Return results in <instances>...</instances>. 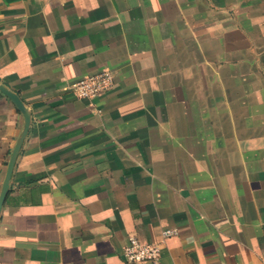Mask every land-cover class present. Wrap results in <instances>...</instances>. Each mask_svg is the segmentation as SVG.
Masks as SVG:
<instances>
[{"label":"crops","instance_id":"0c3cea01","mask_svg":"<svg viewBox=\"0 0 264 264\" xmlns=\"http://www.w3.org/2000/svg\"><path fill=\"white\" fill-rule=\"evenodd\" d=\"M164 229L158 264H264V0H0V264Z\"/></svg>","mask_w":264,"mask_h":264},{"label":"built area","instance_id":"2783aa9c","mask_svg":"<svg viewBox=\"0 0 264 264\" xmlns=\"http://www.w3.org/2000/svg\"><path fill=\"white\" fill-rule=\"evenodd\" d=\"M113 74L109 69H102L96 73L84 75L71 83L70 90L74 97L92 100L108 92L113 87ZM175 229H164L161 232L162 239L157 242H144L136 236H129L127 243L122 247L121 255L126 263H150L158 264L162 243Z\"/></svg>","mask_w":264,"mask_h":264},{"label":"water","instance_id":"95a60500","mask_svg":"<svg viewBox=\"0 0 264 264\" xmlns=\"http://www.w3.org/2000/svg\"><path fill=\"white\" fill-rule=\"evenodd\" d=\"M12 97H13V99H14V101L16 102V104H17V106L21 109L22 107H21V104H20V102L17 100V98L15 97V96H13V95H11ZM8 178H9V172H8V174H7V176H6V179H5V184L7 185L8 184Z\"/></svg>","mask_w":264,"mask_h":264}]
</instances>
